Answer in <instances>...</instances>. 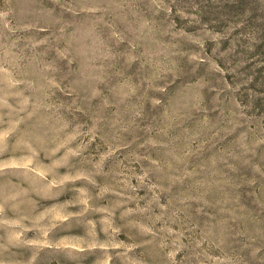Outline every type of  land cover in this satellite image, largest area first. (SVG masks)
Here are the masks:
<instances>
[{
	"label": "clouds",
	"instance_id": "9594fccd",
	"mask_svg": "<svg viewBox=\"0 0 264 264\" xmlns=\"http://www.w3.org/2000/svg\"><path fill=\"white\" fill-rule=\"evenodd\" d=\"M150 2L157 15L173 16L169 0ZM54 5H60L59 9ZM46 7L53 12L79 15L68 0L63 4L61 0H48ZM79 11L92 12L98 8L83 7ZM7 15L0 12V20L5 21L3 28L10 34L7 40H0V44L6 45L0 56V175L11 173L28 183L37 207L9 222L4 218L5 208L0 203V227L5 228L0 235V264H36L38 252L19 253L58 246L52 241L67 239L65 230L73 225L84 226L85 234L77 241L76 251L91 254L90 264H222V261L238 264V257L231 254L222 235L210 230L197 233L198 226L192 220L181 219V214L191 206L190 202L199 203L200 198L184 195L177 200L172 193L175 185L168 182L173 176L181 184L191 180L193 173L184 175L187 156L196 155L226 138L229 143H238L240 136L248 135V130L235 119L221 121L218 118L224 115L220 111L223 91L218 90L213 81H224L227 91L231 92L232 86L228 83L231 73L219 57L209 54L206 37L211 33L197 36L172 20L176 27L163 39L172 40L180 32L194 39L174 40L176 44L187 46L173 49L174 54L162 60L146 62L145 80L140 88L143 106L135 114V119L144 125L146 138L140 143L131 135L135 129L130 125L122 123L119 128L112 125L111 139L101 137L106 150H99L97 145L93 153L89 148L103 129L100 118L95 113L89 115L91 110L86 111L87 100H81V94L75 89H68L66 94L72 99L67 102L62 120L42 113L46 85L38 82L33 76L35 69L13 52L25 39L17 36V30L50 32L53 25L48 14L42 21L25 23L19 28L7 19ZM176 15L187 14L176 12ZM66 18L72 19L71 16ZM55 27L60 38L67 42L68 30L61 25ZM51 38L44 37L45 41ZM74 51V44L68 43L63 59L71 57L74 61ZM60 67V74L77 71L74 63ZM60 83L52 87L60 89ZM182 88L186 97L177 103L175 97ZM236 107L242 108L239 100ZM169 130L172 136L168 135ZM125 132L130 133L127 141L121 139ZM125 150L127 155L121 159L117 153L123 154ZM161 152L164 156L159 155ZM167 156H171V160L165 159ZM134 163L140 165L139 172L132 167ZM133 179L138 180L136 185L132 184ZM256 183L253 178L248 188L253 190L251 195L258 204L260 196L255 191ZM141 188L148 189L151 198L139 196ZM260 191L264 195V188ZM162 196L167 202H162ZM141 201H144L143 207ZM202 210L195 208V212ZM89 228L98 231L90 232ZM132 230H135L132 232L135 238H121L122 233L127 235ZM29 232L35 235L29 238Z\"/></svg>",
	"mask_w": 264,
	"mask_h": 264
},
{
	"label": "rangeland",
	"instance_id": "374dc122",
	"mask_svg": "<svg viewBox=\"0 0 264 264\" xmlns=\"http://www.w3.org/2000/svg\"><path fill=\"white\" fill-rule=\"evenodd\" d=\"M68 2L79 15L53 12L52 8L46 7L48 0H0V12L8 14L7 19L17 28L25 23L42 21L48 14L53 25L50 32L23 33L17 30V36L25 39L13 52L35 69L33 76L46 85V98L40 108L42 113L54 120H62L67 102L72 99L66 94L68 89H75L81 94V100H87L86 111L91 110L89 115L95 113L100 118L103 129L96 143L89 148L93 153L97 151V145L99 150H106L101 137L111 139L114 134L112 125L117 128L122 123L130 125L135 129L131 135L140 143L142 138H146L144 125L135 119L136 112L143 106L140 88L145 80L146 62L162 60L174 54L173 49L187 46L176 44L174 40L194 39L186 37L184 32L176 34L172 40L163 39L176 27L172 20H177L181 28L194 35L211 33L206 37L209 54L219 57L231 73L228 79L231 92L227 91L224 81H213L216 88L223 91L220 111L224 115L218 118L221 121L235 119L238 125L248 130V135L240 136L238 143H229L226 138L196 155L187 156L184 159L187 168L184 175L193 173L191 180L181 184L173 176L168 182L175 185L172 193L177 200L184 195L200 198L199 203L190 202L187 212L181 214V219L192 220L198 226L197 233L210 230L222 235L231 254L238 257V264H264V195L260 191L264 188V177H261L264 173V0H174V3L169 0L173 16L157 15L150 0ZM54 7L59 9L60 5ZM83 7H97L98 11H79ZM176 12L187 15L178 16ZM68 16L72 19H67ZM4 23L0 20V40H7L10 35L3 28ZM56 25L68 30L67 42L60 38ZM54 32L56 35H53ZM46 36L52 38L45 41ZM68 43L74 44V61L71 57L63 59ZM5 47V44H0V56ZM70 63H74L77 71L60 74L61 64L67 66ZM55 83H60V89L65 91L52 87ZM185 97L186 91L182 88L178 90L175 101L181 103ZM237 100L242 108L236 107ZM230 112L235 115L230 116ZM157 119H162V116ZM129 134L125 132L121 139L127 141ZM168 135H173L172 130L168 131ZM117 155L124 159L127 150ZM159 155L164 156V153ZM165 159L171 160V156ZM173 166L176 167L174 162ZM132 167L140 171L139 164L134 163ZM253 178L257 180L254 186L260 196L258 204L251 195L253 190L248 188V182ZM137 183V179L132 180L133 185ZM138 195L151 198L146 188H141ZM164 195L169 196L168 193ZM161 200L167 202L164 196ZM0 203L5 208L4 218L9 222L18 220L37 207L28 183L11 173L0 175ZM143 206L144 201H141ZM197 207L203 210L195 212ZM4 230L0 227V235L4 234ZM89 231L96 232L98 229L89 228ZM134 231L127 235L122 233L121 238H135L132 235ZM65 232L68 233L67 239L52 241L58 246L43 250L28 249L19 255L38 252L36 264H90L91 254L76 251L79 246L77 241L85 234L84 226L73 225ZM27 235L31 238L35 234L29 232ZM100 236L103 238V233Z\"/></svg>",
	"mask_w": 264,
	"mask_h": 264
},
{
	"label": "trees",
	"instance_id": "16d2710c",
	"mask_svg": "<svg viewBox=\"0 0 264 264\" xmlns=\"http://www.w3.org/2000/svg\"><path fill=\"white\" fill-rule=\"evenodd\" d=\"M237 3H239V2H237ZM237 6H241V5H237Z\"/></svg>",
	"mask_w": 264,
	"mask_h": 264
}]
</instances>
